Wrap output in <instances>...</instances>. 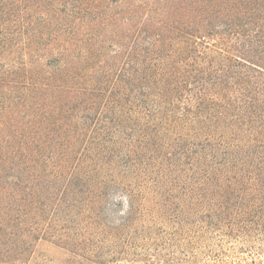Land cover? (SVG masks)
Wrapping results in <instances>:
<instances>
[{"label": "trees", "instance_id": "1", "mask_svg": "<svg viewBox=\"0 0 264 264\" xmlns=\"http://www.w3.org/2000/svg\"><path fill=\"white\" fill-rule=\"evenodd\" d=\"M213 234L264 242V0H0V264H256Z\"/></svg>", "mask_w": 264, "mask_h": 264}, {"label": "rangeland", "instance_id": "2", "mask_svg": "<svg viewBox=\"0 0 264 264\" xmlns=\"http://www.w3.org/2000/svg\"><path fill=\"white\" fill-rule=\"evenodd\" d=\"M126 205H124L125 207ZM123 208V210H125ZM211 240L214 243H219L228 249L234 256L244 259L247 262H255L256 264H264V242H259L258 247L255 249L248 248L246 245L241 244L236 240H229L227 237L216 236V234L211 235ZM240 247H245L240 251ZM29 264H87L82 260L76 259L71 256L67 251L55 246L54 244L47 241H40L34 247V251L31 255Z\"/></svg>", "mask_w": 264, "mask_h": 264}]
</instances>
